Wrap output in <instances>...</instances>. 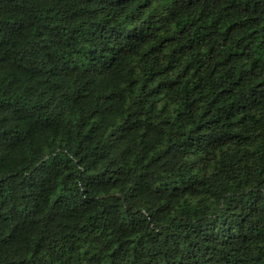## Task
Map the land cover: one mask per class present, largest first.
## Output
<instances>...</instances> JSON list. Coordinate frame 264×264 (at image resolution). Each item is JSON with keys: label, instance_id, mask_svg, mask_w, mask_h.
I'll return each instance as SVG.
<instances>
[{"label": "trees", "instance_id": "trees-1", "mask_svg": "<svg viewBox=\"0 0 264 264\" xmlns=\"http://www.w3.org/2000/svg\"><path fill=\"white\" fill-rule=\"evenodd\" d=\"M0 264H264V0H0Z\"/></svg>", "mask_w": 264, "mask_h": 264}]
</instances>
